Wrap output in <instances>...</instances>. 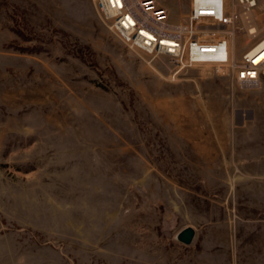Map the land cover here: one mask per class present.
Wrapping results in <instances>:
<instances>
[{"label":"rangeland","instance_id":"374dc122","mask_svg":"<svg viewBox=\"0 0 264 264\" xmlns=\"http://www.w3.org/2000/svg\"><path fill=\"white\" fill-rule=\"evenodd\" d=\"M162 61L92 0H0V264H264V85Z\"/></svg>","mask_w":264,"mask_h":264},{"label":"built area","instance_id":"2783aa9c","mask_svg":"<svg viewBox=\"0 0 264 264\" xmlns=\"http://www.w3.org/2000/svg\"><path fill=\"white\" fill-rule=\"evenodd\" d=\"M92 2L116 37L132 50L165 60L170 76L190 67L211 66L239 88L264 85V24L255 15L259 0H190L184 21L172 20L157 0ZM240 35L251 36L252 43L242 52Z\"/></svg>","mask_w":264,"mask_h":264},{"label":"water","instance_id":"95a60500","mask_svg":"<svg viewBox=\"0 0 264 264\" xmlns=\"http://www.w3.org/2000/svg\"><path fill=\"white\" fill-rule=\"evenodd\" d=\"M195 236V229L192 227H187L177 235V239L185 245H191L195 239Z\"/></svg>","mask_w":264,"mask_h":264}]
</instances>
